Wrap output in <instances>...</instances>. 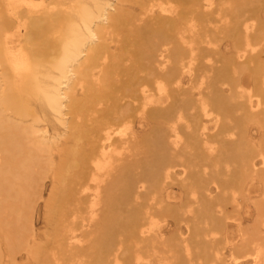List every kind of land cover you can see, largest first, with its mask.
I'll use <instances>...</instances> for the list:
<instances>
[{"label": "bare ground", "instance_id": "bare-ground-1", "mask_svg": "<svg viewBox=\"0 0 264 264\" xmlns=\"http://www.w3.org/2000/svg\"><path fill=\"white\" fill-rule=\"evenodd\" d=\"M0 264H264V0H0Z\"/></svg>", "mask_w": 264, "mask_h": 264}, {"label": "rangeland", "instance_id": "rangeland-1", "mask_svg": "<svg viewBox=\"0 0 264 264\" xmlns=\"http://www.w3.org/2000/svg\"><path fill=\"white\" fill-rule=\"evenodd\" d=\"M42 202H40V204H38L37 209H36V214H35V226L38 227L39 225L41 226V222H42ZM39 226V227H40Z\"/></svg>", "mask_w": 264, "mask_h": 264}]
</instances>
